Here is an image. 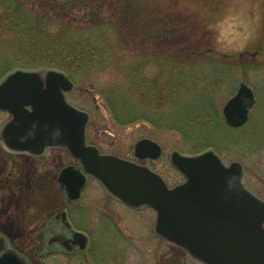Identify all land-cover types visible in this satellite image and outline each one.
I'll use <instances>...</instances> for the list:
<instances>
[{
    "label": "rangeland",
    "instance_id": "1",
    "mask_svg": "<svg viewBox=\"0 0 264 264\" xmlns=\"http://www.w3.org/2000/svg\"><path fill=\"white\" fill-rule=\"evenodd\" d=\"M177 2L179 9L189 12L198 20L197 45L200 51L208 49L211 52L213 66L226 67L222 81L208 92L203 108L209 111L204 115V111H200L198 117L209 116L210 111H215L225 121L223 107L236 94L239 84L244 82L252 89L255 104L243 126L230 131L213 120L202 118H198L200 121L196 123L182 125L179 112L174 109L169 112L171 108L162 109L160 105L163 100L158 99L153 103L133 99L127 106H121L122 116L142 119L118 125L107 107V100L117 96V101L121 102L118 94L125 93L128 82V74L123 69L143 63V75L151 81L159 74L160 65H164L157 50H153L155 47L148 43L149 39H142L141 36L125 41L121 46L114 42L115 46L106 48L108 65L105 70H101L102 64L97 63L99 66L93 72L82 71L76 78L67 74L74 87L66 98L74 107L89 115L87 144L96 146L101 153L147 166L173 187L185 178L172 164L171 154L175 151L182 155L199 154L201 152L192 153L197 140L208 139L220 149L207 150L214 151L226 166L233 162L241 164L242 183L264 201V0ZM79 14L77 20H81ZM104 16H110V11H105ZM170 51L176 53L180 48ZM209 83L211 81L206 82ZM10 119L9 113L0 112V130ZM145 138L161 147L162 153L157 159L140 160L135 157V144ZM48 159L53 162V185H49L47 191L53 213L65 204L69 221L75 230L88 236L89 247L85 252L71 257L55 252L44 257L43 264H200L155 232L156 214L151 207L130 208L122 205L93 177H87L77 201H68L57 177L63 166L74 164V161L70 154L60 148L51 151ZM46 167L44 165L39 169L38 174L44 173ZM36 212L38 219L42 218L41 210L37 209ZM40 222L38 220V226H25L26 229L22 228L19 234L17 229L5 226L9 230L5 231L12 235L7 234L14 243L12 246L28 255L37 253L40 245L32 239L36 238L33 229L39 227Z\"/></svg>",
    "mask_w": 264,
    "mask_h": 264
},
{
    "label": "water",
    "instance_id": "2",
    "mask_svg": "<svg viewBox=\"0 0 264 264\" xmlns=\"http://www.w3.org/2000/svg\"><path fill=\"white\" fill-rule=\"evenodd\" d=\"M74 83L63 72L18 69L0 82V111L11 119L0 140L11 150L40 155L48 147L65 148L81 169L63 168L58 181L69 200H77L86 176L98 179L113 196L133 208L150 206L156 212L155 231L201 264H264V201L242 183L238 162L226 166L212 150L196 155L171 154L185 181L169 188L147 166L112 154H101L86 143L89 115L70 104L66 93ZM255 104L244 82L224 105L231 128L243 126ZM139 159H155L161 147L150 139L134 146ZM67 226L69 222L66 221ZM79 249L87 236L73 231ZM0 264H29L17 251L0 244Z\"/></svg>",
    "mask_w": 264,
    "mask_h": 264
},
{
    "label": "trees",
    "instance_id": "3",
    "mask_svg": "<svg viewBox=\"0 0 264 264\" xmlns=\"http://www.w3.org/2000/svg\"><path fill=\"white\" fill-rule=\"evenodd\" d=\"M177 1L0 0V80L17 69H56L75 78L82 71L93 72L97 63L105 70L106 48L141 36L149 39L164 65L160 63L159 74L151 81L143 75V63L123 69L128 82L125 93L118 94L121 102L117 96L107 100L118 125L142 119L122 116L121 106L133 99L151 103L158 99L163 100L162 109L179 112L182 125L202 118L230 131L239 129L228 127L215 111L198 117L200 111L203 115L209 111L203 108L208 92L222 81L226 67L213 66L211 52L200 51L198 20L179 9ZM105 11H110V16H104ZM77 14L81 20H77ZM172 48L180 51L171 52ZM195 146L194 154L208 148L220 149L204 138L198 139Z\"/></svg>",
    "mask_w": 264,
    "mask_h": 264
},
{
    "label": "flooded vegetation",
    "instance_id": "4",
    "mask_svg": "<svg viewBox=\"0 0 264 264\" xmlns=\"http://www.w3.org/2000/svg\"><path fill=\"white\" fill-rule=\"evenodd\" d=\"M55 149L57 147H49L42 154L34 155L25 151L11 150L2 140L0 141V244L18 251L12 246L14 243H12L11 237H8L9 233L5 231L8 228L5 226L17 229L16 232L19 234L22 228L26 229L25 226H38V220H41L39 227L33 229V235L36 233V238L32 239L40 245L41 249L30 255L18 251L29 264H43L42 259L55 252H62L67 257L76 256L85 252L89 247V238L83 250L79 249L76 238H72L73 231L77 230L73 228L68 219L65 204L53 213L52 201L47 192L49 185H53L51 165L53 162L48 159V155ZM65 151L69 155V152ZM72 159L74 164L70 163L66 166H74L79 169L80 165L77 160ZM44 165H47L44 173L38 174L39 169H42ZM66 166H63L61 170ZM118 201L122 205L130 207L120 200ZM37 209L42 212L40 219L37 216ZM66 221L69 222V226Z\"/></svg>",
    "mask_w": 264,
    "mask_h": 264
}]
</instances>
